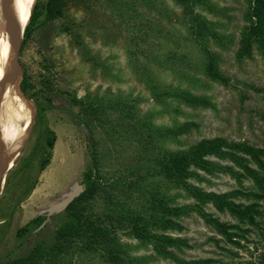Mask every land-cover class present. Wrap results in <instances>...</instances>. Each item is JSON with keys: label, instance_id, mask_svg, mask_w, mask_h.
<instances>
[{"label": "rangeland", "instance_id": "obj_1", "mask_svg": "<svg viewBox=\"0 0 264 264\" xmlns=\"http://www.w3.org/2000/svg\"><path fill=\"white\" fill-rule=\"evenodd\" d=\"M206 2L212 5L213 12H199L218 22L220 32L234 40L226 50L211 47L220 56L222 73L230 78L227 87L202 75L200 57L184 31L181 7L173 0H65L61 17L32 31L19 51L18 85L33 106L31 124L24 107L28 133L9 168L13 169L30 154L35 159L41 154L45 158L46 153H42L37 143L43 140L46 129L53 133L54 142L48 163L36 175L35 187L29 195L12 203L16 191L8 193L5 183L10 170L0 183V264H10V259L25 256L37 242L51 238L61 223L66 202L81 189L80 176L88 163L92 142L99 157L100 175L109 181L105 189L111 203H119V207L144 219L149 218L151 195L163 196L181 206L193 203L150 169L145 152L147 141L152 142L157 152L162 148L186 149L202 138L213 137L246 141L264 148V61L256 50L250 59L239 64L234 61L238 35L245 25L246 3ZM146 57H152L154 64H146ZM143 63L159 85L189 88L192 94L209 99L213 107L190 109L155 102L134 72ZM172 67L174 71H169ZM86 95L104 99L98 110L105 108L107 120L118 126L117 134L105 135L95 123L87 126L89 132L76 121L75 102ZM123 99L133 100L134 109L149 114L154 126L191 122L195 128L176 141H152L147 133L126 128L131 123L121 118L118 107L108 102ZM40 106L44 109L45 124L36 116V108ZM35 173L34 168L32 174ZM204 180L198 186L207 192L251 189L249 181L243 180L238 185L226 175L204 176ZM261 205L264 209V202ZM110 210L98 198L92 203V211L99 215L111 213ZM202 211L222 223L238 225L228 214L217 213L209 205ZM36 216L44 218L41 226L17 238L16 231ZM179 223L181 231L167 234L185 239L190 246L177 254L183 261L210 259L212 264H258L264 254V237L257 228L248 227L249 232L237 239L235 246L217 236L194 213L181 218ZM237 227L245 229L244 225ZM109 229L121 250L123 263L173 264L156 256L146 243L134 239L125 223ZM50 264L104 263L96 255L70 253Z\"/></svg>", "mask_w": 264, "mask_h": 264}, {"label": "trees", "instance_id": "obj_2", "mask_svg": "<svg viewBox=\"0 0 264 264\" xmlns=\"http://www.w3.org/2000/svg\"><path fill=\"white\" fill-rule=\"evenodd\" d=\"M173 2L181 7L184 31L200 57L202 75L211 82L227 87L230 78L222 73L220 56L211 47L217 50L228 49L234 41L232 36L220 32L221 25L218 22H212L200 13L205 10L211 13L214 10L206 0ZM244 2L247 6L243 14L245 25L238 35L234 61L239 64L250 59L254 50L264 61V0ZM64 6L65 0H35L28 23L23 30L21 46L33 30L47 21L61 17ZM146 58L144 59L146 64H154L152 57ZM143 66L144 63L140 64L134 68V72L155 102L168 107L171 104L183 105L190 109L213 107L209 99L192 94L189 88H166L159 85L154 81L150 69H144ZM163 69H166L165 65ZM169 71H174V67L169 68ZM24 87L22 82L23 92ZM108 98L112 99L111 96ZM168 100L169 102H166ZM102 101L104 99L101 97L84 96L82 100L75 102L78 104L75 119L89 132L90 128L87 126L95 123L103 134H117L118 126L107 120L105 108L98 110V104ZM108 102H112L114 108L118 107L122 114L121 118L131 123L126 125V128L133 132L147 133V137L152 141H173L195 128V124L191 122L178 123L170 127L154 126L149 114H142L134 109L133 100ZM36 116L40 123L45 124L44 109L41 106L36 108ZM53 142V133L46 129L43 140L37 143L42 153H46L45 158L41 154L35 159L30 154L10 169L5 183L8 193L16 191L12 203L23 199L34 189L36 175L47 165ZM146 145L145 152L151 162L150 169H154L159 178L181 190L186 199L192 200V204L181 206L173 204L163 196L151 195L149 218L144 219L130 210L119 207V203H111L105 189L109 181L100 175L99 157L95 142H92L88 163L80 176L81 189L65 204L61 223L53 230L51 238L48 241L37 242L25 256L10 259V264H50L70 253L96 255L104 264H127L123 263L121 250L109 229L122 223L129 228L134 239L149 245L152 252L162 260H168L173 264H212L213 261L210 259L181 260L177 254L189 249L190 246L185 239L167 234L181 231L183 228L179 220L190 213L196 214L217 236L235 246H238L237 239L244 238L243 234L249 232L248 227L257 228L259 235L264 237V209L261 205L264 202V148H257L246 141H229L222 137L202 138L186 149L173 151L162 148L157 152L149 141ZM34 168L37 173L32 174ZM216 175H226L238 185L247 180L251 184V189L238 187L227 192L214 193L204 191L198 186L205 181L204 176ZM97 198L105 204V208L110 206L111 213L99 215L92 211V203ZM205 205H209L217 213L228 214L238 225H244L245 229H239L238 225L222 223L205 214L202 211ZM43 220V217H34L16 231V237L22 238L25 233L40 227ZM263 262L264 254L258 264Z\"/></svg>", "mask_w": 264, "mask_h": 264}, {"label": "bare ground", "instance_id": "obj_3", "mask_svg": "<svg viewBox=\"0 0 264 264\" xmlns=\"http://www.w3.org/2000/svg\"><path fill=\"white\" fill-rule=\"evenodd\" d=\"M6 3L11 14L10 16H12V20L14 21L15 29L18 31V35L21 36L24 27L28 23L35 0H6ZM9 58L8 37L2 14H0V81L4 75L6 61ZM24 107L28 112L30 121L27 107L11 86L0 92V133L6 154L10 158L14 156L8 164L7 169H9L13 160L19 155V153H16L20 150V146H22L27 134V118L24 117L27 113L23 116Z\"/></svg>", "mask_w": 264, "mask_h": 264}, {"label": "water", "instance_id": "obj_4", "mask_svg": "<svg viewBox=\"0 0 264 264\" xmlns=\"http://www.w3.org/2000/svg\"><path fill=\"white\" fill-rule=\"evenodd\" d=\"M0 13H2V18L4 21L5 30H6L7 37H8L9 51H10V58H9L8 63L6 65L4 75L0 81V92H2L8 86H11L12 88H14V91L16 92L17 96L22 100V102L24 103V105L27 107V109L29 111L30 124H31V114H32V107L33 106L30 104V101L25 99L23 94L18 89V85H19L20 80H21V67H20V63H19V50H20L21 43H22L23 31H22L21 36H19L18 31L15 29L16 27L14 25V21L12 20V16H10L11 14L8 10L6 0H0ZM23 143H22V145H23ZM20 148H21V146H20ZM18 153H19V150L16 154H18ZM13 158H14V156L10 158L6 154L4 144H3V140H2V136L0 133V183L4 180L7 172L11 169V168L7 169V168H8V164L12 161ZM12 164H13V162H12ZM73 197H71V198H73Z\"/></svg>", "mask_w": 264, "mask_h": 264}]
</instances>
